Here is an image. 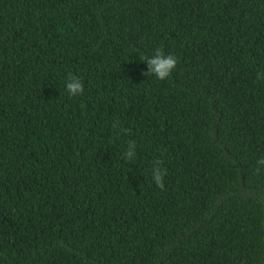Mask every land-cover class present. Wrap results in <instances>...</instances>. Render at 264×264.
Masks as SVG:
<instances>
[{"label": "trees", "instance_id": "16d2710c", "mask_svg": "<svg viewBox=\"0 0 264 264\" xmlns=\"http://www.w3.org/2000/svg\"><path fill=\"white\" fill-rule=\"evenodd\" d=\"M261 158L264 0H0V264H264Z\"/></svg>", "mask_w": 264, "mask_h": 264}, {"label": "clouds", "instance_id": "9594fccd", "mask_svg": "<svg viewBox=\"0 0 264 264\" xmlns=\"http://www.w3.org/2000/svg\"><path fill=\"white\" fill-rule=\"evenodd\" d=\"M145 62L148 65V71L145 75H154L159 80H166L170 75L172 70L176 67L177 58L171 54H165L162 49L157 48L150 58H146ZM66 89L69 95L75 97L77 95H82L84 88L82 80L76 76H69L68 82L66 83ZM136 148L135 142L129 143L127 151L124 153V159L131 161L135 158ZM162 161L157 160L154 162L152 168V179L155 185L161 190L164 189L165 185L163 183L165 172L161 168ZM258 165H264V158L257 161ZM259 171V167L256 169Z\"/></svg>", "mask_w": 264, "mask_h": 264}]
</instances>
